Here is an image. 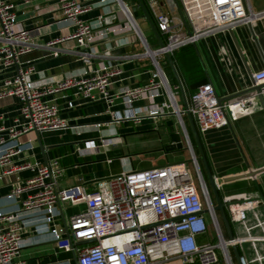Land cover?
<instances>
[{"label": "built area", "instance_id": "built-area-1", "mask_svg": "<svg viewBox=\"0 0 264 264\" xmlns=\"http://www.w3.org/2000/svg\"><path fill=\"white\" fill-rule=\"evenodd\" d=\"M47 1L54 3L37 8L36 15L59 12L71 30L42 45L37 40L40 27H27L20 21L17 0H0V72L16 66L15 73L0 82V101L15 98L18 103L12 124H6L0 114V180L10 186L5 200L16 203L9 210L0 208V264H23L19 257L30 243L26 234L32 227L73 255L51 264H76L75 257L77 264H221V255L226 264H234L231 245H240L239 233L250 230V216H255L256 227H264L255 212L259 198L244 196L238 198L240 202H234L233 196L223 198L235 235L230 240L197 161L198 179L187 163L170 162L99 179L93 190L84 182L60 187L58 179L65 167L58 158H38L35 134L71 127L59 103L70 89L75 97L104 100L106 124L139 123L170 112L181 118L179 86L170 83L166 54L173 57L180 48L203 38L250 25L261 12L253 9L250 0H143L164 41V46L155 48L127 0ZM30 2L24 0L26 6ZM164 3L171 12L180 8V23L163 9ZM112 5L117 6L113 24L107 25L111 9L93 18L83 17ZM109 34L126 35L130 44H139L141 49L119 56L110 50L101 52L96 44ZM67 41L73 46L64 50L56 46ZM41 47L56 56L65 51L74 54L86 65L85 74L36 79V67L24 56ZM137 59L152 66L148 81L113 91L124 63ZM253 76L257 84H264V68ZM74 104V99L68 101L70 108ZM256 104L254 97L222 101L210 82L199 85L188 97V110L201 134L252 114ZM117 105L122 107L117 109ZM96 147L95 140L85 142V149ZM22 172L30 175L22 177ZM24 192H28L26 198ZM67 206L76 208L68 217ZM205 209L218 242L204 241L209 231ZM242 261L247 264L243 256Z\"/></svg>", "mask_w": 264, "mask_h": 264}, {"label": "crops", "instance_id": "crops-1", "mask_svg": "<svg viewBox=\"0 0 264 264\" xmlns=\"http://www.w3.org/2000/svg\"><path fill=\"white\" fill-rule=\"evenodd\" d=\"M30 1V5L26 6L24 0H17L16 11L25 26L40 27V36L37 38L40 44L43 45L50 40L62 38L69 33L71 28H69L68 22L63 20L61 13L36 15L37 8L49 7L54 1ZM252 7L256 12H261V16L252 24L234 29L233 35L230 30L203 38L191 45L203 71L202 83H212L222 101L239 97L256 98L257 104L252 114L235 121L229 120L230 124L211 129L205 134H201L197 127L196 129L200 135L209 166L220 185L222 198L233 196L236 198L234 202H240L241 200L238 198L242 199L244 196L253 199L259 198L255 212L261 220H264V202L261 199L262 195L264 196V171L256 174L255 177L248 175L250 169L256 171L264 167V109L255 93L234 97L237 92L250 84L246 65L250 66L253 73L264 68V1L258 2L255 8L253 5ZM110 9L114 11L106 16L107 25H110L117 21L116 5L98 8L83 17L93 18L99 12H108ZM163 9L171 12L166 3H164ZM171 13L177 17V21L180 23L183 19L180 8ZM184 28L186 29V26ZM154 40L156 48L159 44L155 37ZM96 45L101 52L110 50L114 56L133 53L141 49L139 44H130L126 35L109 34L108 37L99 40ZM56 46L64 50L72 47L73 42H62ZM172 58L181 80L184 82L187 97H189L200 84L193 88L189 87L175 59V54ZM24 59L31 60L36 67V79L78 77L83 76L87 70L86 65L69 51L56 56L52 54V50L41 47L24 56ZM165 67L171 68L168 60L165 62ZM150 69L152 66L148 61L137 59L125 62L124 73L117 79L113 91L147 82L150 77ZM15 71L16 66L0 72V82L5 77L13 75ZM169 73H171L169 79L172 87L179 86L172 69ZM177 91V95H182L180 86ZM65 94L67 96L60 98L59 103L62 115L71 127L65 130L40 133L44 152L38 136L35 134L38 158L41 160H45V156L48 160L58 158L62 166L65 167L64 174L58 179L60 187H69L84 182L89 189L93 190L96 188L97 180L109 178L125 171L127 164L125 158L142 153L152 155L159 153L166 156L181 154L183 156L184 152H187L191 158H196L197 153L198 156L201 155L190 118L183 113L185 109L183 97L181 103L184 106L182 107L177 98L178 107L182 112L181 118L175 112H170L156 119L145 117L139 123L122 121L106 124L109 116L106 114L107 105L104 100L94 101L75 97L72 89L67 90ZM70 99H74L75 103L72 108L68 106ZM121 107V105L116 106L117 109ZM17 113L18 103L15 98H5L0 101V114L4 115L6 124H12L13 117ZM181 119L183 123H181ZM87 140H95L97 147L85 149ZM189 157L186 156L187 159L175 162H184ZM200 161L202 160L200 159ZM28 175L30 172L20 173L22 177ZM5 182L0 180V208L9 210L14 208L16 203L5 200V195L10 190V186ZM27 195L28 192H24L23 198H26ZM212 196L215 201L213 192ZM75 210V207L67 206V217ZM250 217L248 222V225L251 226L250 230H242L239 233V236L243 238L239 245L240 252L247 264H264V227H256L255 216L252 214ZM59 222L63 223V220ZM26 236L30 238V243L22 249L19 257V261L23 264L61 263L73 257L72 254L60 250L49 235L37 233L34 227L29 228ZM231 252L234 257L232 247Z\"/></svg>", "mask_w": 264, "mask_h": 264}, {"label": "water", "instance_id": "water-1", "mask_svg": "<svg viewBox=\"0 0 264 264\" xmlns=\"http://www.w3.org/2000/svg\"><path fill=\"white\" fill-rule=\"evenodd\" d=\"M137 2H138L139 6H140V8L142 10V17L147 20L150 29L152 30L154 36L158 40L159 46H161V47L164 46V41H163V39L161 37V34L159 33V31H158V29H157V27L155 25L154 20L152 19L151 15L149 14L144 1L143 0H137ZM230 32H231L232 35L234 34L233 30H231ZM166 58H167L168 62L170 63V66H171V68L173 70L175 78L177 79V81L179 83L180 90H181V93H182V97H183L184 102H185V109H184L183 113L187 114L188 117L190 118V121H191V124H192V127H193V131H194V134H195V138H196V141H197V146L200 149V153H201L200 156H198L196 158L192 157L191 159L185 160L184 162L185 163H189V162H192V161L199 162L200 159L203 161V164L205 166L206 173H207V176H208V180H209L213 195L215 197L214 210L220 213V215L222 217V220H223V223L225 225V228H226L227 235H228L229 239L230 240H234L235 239V235H234L231 223H230L229 218H228L226 204L223 202V198H222L221 193H220L218 182H217V180H216V178H215V176H214V174H213V172H212V170H211V168L209 166V163L207 161V158H206V155H205V151H204L203 146H202L201 138H200V135H199V133H198V131L196 129L192 114L188 110V97H187L186 90L184 88L183 82L181 80V76L179 74V71L177 69V66H176L175 61L172 58V56L169 53H167L166 54ZM246 69H247V74H248V77H249V80H250V84H249L248 87L243 88L239 92H237L234 97H237V96H240V95H244V94H248V93H255L258 96V98H259V100H260V102H261V104L263 106V109H264V95H263L264 84H257L256 83V81L254 79V76H253L252 69L250 68V66L246 65ZM228 123L230 124V122H228ZM36 134L38 136V139H39V142H40V146H41V148H42V150L44 152V146H43L41 138H40V133L36 132ZM45 160H47L46 156H45ZM263 171H264V167L260 168L259 170H256V171L250 169V172H249L248 175H252V176L255 177L256 174H258L260 172H263ZM230 179H233V178H230ZM261 199L264 202V196L263 195H262ZM204 211H205V213H207L208 209H205ZM81 243H85V242L81 241ZM231 246H232V249L234 251V258L237 260L238 264H243L239 245L234 242V243H232ZM75 262L77 264V258L76 257H75Z\"/></svg>", "mask_w": 264, "mask_h": 264}, {"label": "rangeland", "instance_id": "rangeland-1", "mask_svg": "<svg viewBox=\"0 0 264 264\" xmlns=\"http://www.w3.org/2000/svg\"><path fill=\"white\" fill-rule=\"evenodd\" d=\"M250 1H251L252 5L255 8V6L257 5L258 2H261V1H264V0H250ZM127 2L129 3V5L131 6V8L134 11L136 9V11L134 12L135 13V16H136V18H137V20H138V22H139L142 30L145 32V35L147 36L150 44L153 47H155L156 46V43L153 42V41H155L154 40V37H153V32L150 29L147 20L145 18H143L141 15H138V12H137L138 8H137V6L135 4V0H127ZM171 69L172 68H170V67H169V69L166 68V70H167L168 73H169V71ZM170 74L171 73H169V75ZM177 98H178V101H179L180 106L181 107L184 106L181 103L182 102V95L181 94H178L177 95ZM179 127L182 130L181 126H179ZM186 156L189 157V154L187 152H184L183 156H181V154L180 155H178V154H176V155L175 154H171V155H167L166 156V155H160L159 153H154L153 155L152 154H149V153H142V154L134 155L132 157H128V158H125L124 159L127 162L125 171H131L133 169L150 168V167H153V166H156V165H160V164H165V163H168V162L182 161L184 159H187V158H185ZM196 157H198V153L196 154ZM189 158L191 159V157H189ZM187 164L191 167V169H192L195 177L198 179V171L196 169L195 162L192 161V162H189ZM198 164L200 166L201 172H202V174H203V176H204V178H205V180L207 182V185L209 186L210 192H211L212 189H211V186H210V183H209V180H208V177H207V174H206V170L204 168V165H203L202 161H200V160H199ZM197 182H198V180H197ZM211 194H212V192H211ZM206 219H207V222L209 224V231H208L207 236L205 237V241L218 242L219 239H218V236L216 234V231H215L214 227L211 225V218H210V214L209 213H206ZM226 233H225V236H226ZM220 253H221V251H220ZM234 262H235V264H238L236 260ZM221 263L222 264H226V262L224 261L222 255H221Z\"/></svg>", "mask_w": 264, "mask_h": 264}, {"label": "trees", "instance_id": "trees-1", "mask_svg": "<svg viewBox=\"0 0 264 264\" xmlns=\"http://www.w3.org/2000/svg\"><path fill=\"white\" fill-rule=\"evenodd\" d=\"M136 3H138L137 0H135V4ZM137 8L138 15L142 16V10L140 6L137 5ZM153 37H155L154 34ZM175 59L184 74L187 85L191 88L199 84L201 85L203 81V71L199 64V60L196 56L193 46L189 44L181 48L178 52L175 53Z\"/></svg>", "mask_w": 264, "mask_h": 264}]
</instances>
